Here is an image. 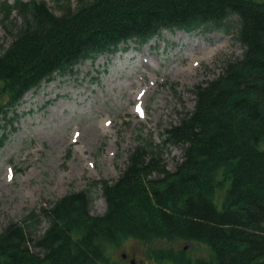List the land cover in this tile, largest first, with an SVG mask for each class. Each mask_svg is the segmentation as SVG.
I'll list each match as a JSON object with an SVG mask.
<instances>
[{
	"label": "trees",
	"instance_id": "trees-1",
	"mask_svg": "<svg viewBox=\"0 0 264 264\" xmlns=\"http://www.w3.org/2000/svg\"><path fill=\"white\" fill-rule=\"evenodd\" d=\"M75 1L57 0L59 14L44 1L2 4L12 42L0 52V96H7L0 115L15 113L44 82L71 77L130 43L149 44L164 31L229 33L243 54L194 87V109L166 130L160 149L137 137L120 178L103 182L104 215L91 214L90 187L70 192L42 210L43 233L35 211L4 226L0 264H118L107 245L123 240L210 250V258L186 264H264V0ZM4 129L0 124L1 144ZM166 147L183 152L173 171L162 158Z\"/></svg>",
	"mask_w": 264,
	"mask_h": 264
},
{
	"label": "rangeland",
	"instance_id": "rangeland-1",
	"mask_svg": "<svg viewBox=\"0 0 264 264\" xmlns=\"http://www.w3.org/2000/svg\"><path fill=\"white\" fill-rule=\"evenodd\" d=\"M36 1L46 2L59 14L57 0ZM60 2L64 5V0ZM11 42L0 23V52ZM242 54L229 33L163 32L143 47L131 43L128 49L89 61L74 76L55 78L25 96L9 114L13 123L6 125L7 137L0 143V232L11 220L33 211L39 214L40 207L89 187L94 194L92 215H103L107 203L99 182L120 177L137 137L160 149L166 130L182 113L194 109V87L218 76L225 60ZM6 100L4 95L0 103ZM162 150L166 169L175 170L182 150ZM47 228L42 218L41 233ZM107 250L118 264H186L211 256L207 247L183 241H157L151 246L123 240L118 247L108 244ZM162 251L172 252V259L160 258Z\"/></svg>",
	"mask_w": 264,
	"mask_h": 264
},
{
	"label": "bare ground",
	"instance_id": "bare-ground-1",
	"mask_svg": "<svg viewBox=\"0 0 264 264\" xmlns=\"http://www.w3.org/2000/svg\"><path fill=\"white\" fill-rule=\"evenodd\" d=\"M106 131V130H105Z\"/></svg>",
	"mask_w": 264,
	"mask_h": 264
}]
</instances>
